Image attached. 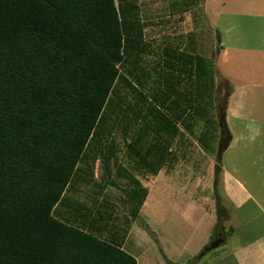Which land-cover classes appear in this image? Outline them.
Listing matches in <instances>:
<instances>
[{"label": "trees", "instance_id": "16d2710c", "mask_svg": "<svg viewBox=\"0 0 264 264\" xmlns=\"http://www.w3.org/2000/svg\"><path fill=\"white\" fill-rule=\"evenodd\" d=\"M144 30L139 0H0V264H138L105 236L115 219L102 193L121 190L136 220L149 194L139 174L169 171L184 129L203 121L213 150L214 60L168 45L150 65Z\"/></svg>", "mask_w": 264, "mask_h": 264}, {"label": "rangeland", "instance_id": "374dc122", "mask_svg": "<svg viewBox=\"0 0 264 264\" xmlns=\"http://www.w3.org/2000/svg\"><path fill=\"white\" fill-rule=\"evenodd\" d=\"M139 4L142 21L145 23V37L151 48V52L146 55L148 64L154 65L157 59L156 55L160 53L162 47L168 45L188 46L189 49H195L196 52L214 60L216 107L212 113L218 121V129L212 141L213 150L206 149L198 140V134L205 125L203 121L200 120L197 125H192L193 129L192 127L188 131L184 129V134L174 142V149L179 155L180 176H172L169 179V191L171 190V182L173 187V200L162 199L161 201L156 197L157 193L166 188L161 180L162 182L151 189L147 200L144 214L149 218L141 219V224L144 225L145 223L149 231L150 229L155 231V234L148 231V236H150L148 240L152 245L155 242L156 228H159L157 230L158 237L160 231L165 235V238L159 241L161 250L159 248L152 249L154 262L160 264L167 261L166 256L163 255V251H165L172 263L182 264L192 257H190L189 250H184L181 253L176 250L174 245L186 242V237L181 236L176 230L174 231L176 233L172 231L174 230V227L172 229V218L175 221V226L185 224L188 219L189 223H193V228L196 229L195 233L198 234H200V229L206 227L211 228L210 231H214V227L210 226V222H207L208 219L203 224L198 223L200 218L198 214L193 212L195 208L193 199L195 196L209 204L210 201L205 199L208 197L207 188H199L195 181L206 184L211 177L214 179L216 163L222 169L219 175V191L222 202L227 209H232L233 205L222 194L224 169L237 175L260 200L264 198V54L260 53L258 49H255L257 51L254 52V48L245 47V50L239 51L228 48L227 55L220 56L221 40L218 31L228 27V24L233 25L236 18L235 15L226 14L221 19L218 18V14L221 11L234 9V0H139ZM238 19L241 24L247 22V26L252 28V31H255L254 26L264 30V26L261 27L259 24L260 19L245 21L240 16ZM236 31L239 30L232 28L231 33H236ZM226 37V35L222 37L225 42ZM249 42L251 44L256 43L253 39ZM228 137H230V146L223 149ZM117 140L122 146V138L119 136ZM148 175L147 177L140 174V177L143 180H150L149 182L153 185V175ZM122 180L126 179H120V181ZM213 187L212 183V189ZM87 189L85 186L84 192H87ZM112 191L113 194L114 192L124 194L115 187H109L111 194ZM212 191L214 195V190ZM162 202L164 209L160 206ZM214 205L217 208L216 202ZM161 211L162 214L160 215ZM226 218L229 220V214L226 215ZM228 220L224 223L227 233L224 231L219 236L220 243H224L215 250L211 247L214 242L211 239L205 249H212L202 255L205 252L204 249L197 256L198 258L196 257V263L203 262L206 264L210 258L216 255L215 253L223 254L224 249L229 250V248L241 243L232 234ZM238 227V232L242 229L243 234H245L246 226L243 225L241 228L239 225ZM172 232L176 236L169 244L170 236H174ZM220 243L218 242L216 246ZM187 244H189L188 248L190 249L194 247L195 242L188 241ZM147 255H149L148 252L145 257ZM200 257L201 261H198ZM140 264H144L142 257H140Z\"/></svg>", "mask_w": 264, "mask_h": 264}, {"label": "crops", "instance_id": "0c3cea01", "mask_svg": "<svg viewBox=\"0 0 264 264\" xmlns=\"http://www.w3.org/2000/svg\"><path fill=\"white\" fill-rule=\"evenodd\" d=\"M234 4V9L221 11L218 14V18L221 19H223L226 14L235 15L236 18L233 25L227 23L229 25L228 27H226L225 29L222 28L221 31H218L221 40L220 56H226L228 53V48H234L235 50L239 51L245 50V47H252L254 48L253 50L258 49L260 53L264 54V30L254 26L255 31H252V28L250 29L247 26V22L245 24H241L240 20L238 19V16H240L245 21L260 19L259 24L261 27H263L264 0H234ZM230 22L231 20L229 21V23ZM232 28L235 30L237 28L239 31H236V33H231ZM249 31L251 32L250 34ZM225 35L227 36L226 42L222 40V37ZM248 35L250 36L248 37ZM251 39L255 40L256 43L251 44L249 42V40ZM254 44L257 46H251ZM256 51L257 50H255L254 52ZM174 152L176 154V158L174 160V164H172V168H170L169 171L166 170V168H162L156 175H153V185L149 182L150 180H143L142 177H140L141 173L139 174V177L141 178L143 184L149 186V194L145 198L144 203L140 208L139 217L136 220L129 219V206L124 200V194L118 192H114L113 194V191L111 194L109 192V187L105 190L104 193H102L104 195H108L110 200L112 201V205L114 206L115 219L113 220L114 225L111 226L110 231L104 232L105 236L112 235V237L117 240H123L122 247L136 257L138 264H140V257H142L144 264H151V262H154L152 249H160L159 241L160 239L165 238V235H163L162 231H160L161 237L157 236V230H159V228H156V235H154L155 242L152 245V243L148 240L150 238V236H148L149 230L148 228H146L145 223L144 225L141 224V219L146 220L144 219L145 217L149 218V216L144 214V210L147 206L146 204L150 196L151 189L157 186L159 182L163 181V186L165 185L166 188L164 187V191L157 193L156 197L161 201L162 199H169L170 201L173 200V187L171 182V190L169 191V179L172 178V176H180L179 155L177 150H175ZM99 174V161H97L95 168V176L99 177ZM141 175L143 176V174ZM222 181V194L233 205L232 209L228 208V211L231 210L228 213V222L230 223L229 227L231 229L232 234L235 235L237 239L241 241V243L237 246H234L233 248H229V250L224 249L223 254L215 253L216 255L210 258V260L206 264H264V198L262 199V201L260 200V198L256 197V195L246 187L245 183L237 175H234L229 170L224 169ZM121 182L126 183V180H122ZM195 182V184L198 185L199 188H207L208 197H205V199L210 202L209 204H207L205 200L194 196L193 203L195 208L193 212L194 214L199 215V224H203L205 220L208 219L207 222H210V226L214 227L218 216L216 214V208L214 205L215 200L212 191L213 177H211L210 181H208L206 184H204L203 182ZM85 186L86 185L79 186L78 192L75 194V197L77 199L84 201L87 198V193L89 192L90 187L86 186L88 189L87 192H84ZM163 205L164 204L162 202L160 204L162 209H164ZM161 214L162 211L160 212V215ZM186 223L182 224L181 226H175V221L172 218V229L174 227V230L172 231L174 232L176 230L181 234V236L186 237V242L179 244L177 243L174 246L176 247L177 251H180V253L184 250H189L190 252V257H192V259H189L187 262H182V264H203V262L196 263V259L198 258L197 256L200 255V253L205 249V247L209 245L212 239L213 231H210L211 228L209 229V227H206L200 229V234H198L195 233L196 229L193 228V223H189L188 219ZM239 225L241 228H243V225L246 226L244 230L245 234H243L242 229L238 232ZM149 232L155 234V231L153 229H150ZM173 232L172 234L174 236H170L169 244L172 243L173 238H175L176 236L174 234L176 232ZM225 233H227V231H225ZM188 241L193 243L195 242L193 248H188V245L190 244H187ZM222 243L212 248H215V250H217V247H219ZM212 248H207L205 252L202 253V255H205L204 253H206V251ZM147 252L149 253V255L145 257V254ZM163 255L166 256L167 261H163L160 264H174L171 260H169L170 258L168 257V255H166L165 251H163ZM201 257L198 261H201ZM153 264L156 263L154 262Z\"/></svg>", "mask_w": 264, "mask_h": 264}, {"label": "water", "instance_id": "95a60500", "mask_svg": "<svg viewBox=\"0 0 264 264\" xmlns=\"http://www.w3.org/2000/svg\"><path fill=\"white\" fill-rule=\"evenodd\" d=\"M229 143H230V137H228V139H226V141H225V145H224L223 149L227 148V147L229 146ZM221 150H222V148L220 149V155H221ZM217 244H218V242H217V241H214V242L212 243L211 247H214V246H216Z\"/></svg>", "mask_w": 264, "mask_h": 264}]
</instances>
